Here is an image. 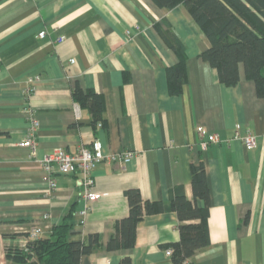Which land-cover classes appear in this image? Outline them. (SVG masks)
Here are the masks:
<instances>
[{
    "label": "crops",
    "instance_id": "1",
    "mask_svg": "<svg viewBox=\"0 0 264 264\" xmlns=\"http://www.w3.org/2000/svg\"><path fill=\"white\" fill-rule=\"evenodd\" d=\"M177 44L184 76L172 93L166 70L181 59ZM208 45L183 5L0 0V264H19L5 248L25 246L37 226L46 236L69 211L72 239L98 236L79 264H122L124 251L107 245L128 213L127 189L164 204L137 223L134 246L125 250L129 264H174L165 253L179 240L169 203L176 194L191 198L199 163L210 191V243L186 264H264V98L242 67L237 83H220L199 57ZM76 85L102 95L101 127L73 99ZM29 115L38 121L33 150L18 145ZM236 124L256 135L255 147L231 139ZM197 128L222 142H206ZM95 137L104 153L132 151V159L93 170V201L83 197L78 174H55L50 190L43 156L57 147L74 152Z\"/></svg>",
    "mask_w": 264,
    "mask_h": 264
},
{
    "label": "trees",
    "instance_id": "2",
    "mask_svg": "<svg viewBox=\"0 0 264 264\" xmlns=\"http://www.w3.org/2000/svg\"><path fill=\"white\" fill-rule=\"evenodd\" d=\"M151 1L158 8L167 10L183 5L209 43L199 57L216 69L220 83L226 86L237 83L242 67L245 78L254 82L257 95L264 98V0ZM177 46L181 57L182 48ZM182 59L166 70L172 93L179 92L183 80ZM72 96L80 107L87 108L95 122H101L104 111L101 94L84 91L76 85ZM191 172V198L176 194L169 203V209L177 215L179 231V240L168 245L174 264H186L196 251L210 243L207 226L210 191L203 164L192 165ZM125 196L128 213L116 222L107 247L123 250L120 263L129 264L130 257L125 250L134 246L137 223L145 215L162 212L164 204L143 200L136 189H127ZM72 217V211L66 213L44 237L40 234L30 239L27 234L25 246H7L6 258L19 264H79L81 257L92 251L98 236L91 234L85 240L72 239Z\"/></svg>",
    "mask_w": 264,
    "mask_h": 264
},
{
    "label": "built area",
    "instance_id": "3",
    "mask_svg": "<svg viewBox=\"0 0 264 264\" xmlns=\"http://www.w3.org/2000/svg\"><path fill=\"white\" fill-rule=\"evenodd\" d=\"M38 37L43 39L46 35L45 30L38 32ZM63 37L57 38L58 41ZM70 63H74L71 59ZM37 80L39 77L36 78ZM34 87L28 89L33 91ZM28 125L22 139L18 142L19 147L33 150L36 145V128L38 121L31 115L28 117ZM101 122L97 123L101 127ZM196 133L199 138L213 144H220L222 140L216 133L207 134L204 129L197 128ZM231 139L239 140L248 149L255 147L256 135L248 127L236 124L233 128ZM134 152L124 151L119 154L104 153L102 150L101 141L95 137L88 145H82L74 152H69L64 148L57 147L52 152L45 154L41 160V166L47 173V182L50 190L56 188L54 179L55 174H78V182L83 189V197L86 201H93L97 198V193L94 190V180L92 172L101 163L121 162L122 165L127 164L133 157ZM41 234V228L35 227L28 232L30 239H34ZM166 255L171 256L172 249L168 248L165 251Z\"/></svg>",
    "mask_w": 264,
    "mask_h": 264
}]
</instances>
